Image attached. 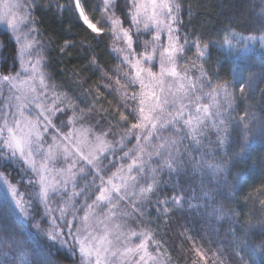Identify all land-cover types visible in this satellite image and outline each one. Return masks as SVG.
Masks as SVG:
<instances>
[{
    "label": "snow or ice",
    "instance_id": "obj_1",
    "mask_svg": "<svg viewBox=\"0 0 264 264\" xmlns=\"http://www.w3.org/2000/svg\"><path fill=\"white\" fill-rule=\"evenodd\" d=\"M73 2L92 32L99 35L104 31L97 27L99 21L93 23L85 14L80 0ZM103 4L113 40L124 45H114L113 50L128 69L124 84L120 78L115 81L124 101L119 123L126 125L115 142L108 139L111 128L97 132L81 123L92 113L95 102L87 109L79 108L67 93L57 92L55 85L49 87L44 57L37 47L36 0H0V22L6 24L16 45L13 63L0 71V96L5 89L9 92L0 103V248L4 249L0 264H60L57 257L61 249L70 258L78 257L79 264H171L167 249L156 239L150 222L143 219L160 183L159 173L164 169L170 174L178 172L184 164L183 142L189 140L199 146L210 128L220 144L230 139L233 126L241 135H248L250 114L245 111L238 118L234 116L232 83L214 84L204 68L211 55L209 49L216 42L193 40L195 59H185L189 38L186 33L181 35L178 27L183 23L179 0H125L130 27H124V20L115 14V0H103ZM259 15L264 21V7ZM258 31V35H243L227 29L219 46L228 56L246 59L250 42L264 48V23ZM141 32L151 34L142 45L137 43ZM4 47L0 41V68L8 59ZM16 63L20 69L13 72ZM197 65L199 75L195 73ZM252 82L250 74L249 90ZM136 85L138 89L129 94L127 87ZM245 91L246 85L240 83L242 96ZM132 139L135 145L127 148ZM118 152H122L119 167L108 159ZM208 167L214 174L222 170L217 163ZM10 168L18 177L15 182ZM81 180L84 185L77 190ZM21 184L28 186L27 192L20 190ZM55 196L61 197L58 209L50 203ZM80 197L83 203L77 207ZM156 204L158 213L159 205H164L163 213L167 214L168 204L182 207L184 198L173 196ZM260 204L264 207V199ZM100 208L103 215L97 212ZM217 211L223 215V209ZM45 219L47 227H42ZM129 221L143 226L137 230ZM26 226L30 231H25ZM254 227L248 223V238L254 235ZM259 228L264 234V221ZM41 236L49 243H41ZM195 253L204 264H225L219 250L211 253L212 259L202 248H196ZM239 259L247 264L243 255Z\"/></svg>",
    "mask_w": 264,
    "mask_h": 264
},
{
    "label": "trees",
    "instance_id": "obj_2",
    "mask_svg": "<svg viewBox=\"0 0 264 264\" xmlns=\"http://www.w3.org/2000/svg\"><path fill=\"white\" fill-rule=\"evenodd\" d=\"M179 2L183 23L178 27L181 35L186 33L189 38L185 59H195L193 40L198 39L201 43L215 41L216 46L210 47L211 55L204 61V68L214 84L232 83L236 98L234 116L238 118L247 111L251 122L247 136L241 135L234 126L230 127V139L223 144L217 142V134L211 128L199 146L185 140L182 145V150H186L183 166L174 174L167 169L159 173L160 183L145 208L143 219L146 223L150 222L148 226L154 230L156 239L167 249L171 264H193L194 259L196 264H204L196 256V248L207 252L209 259H212V252L219 250L225 264H241L239 255H243L247 264H262L264 234H261L259 223L264 221V207L260 204V200L264 199V195L260 194L264 191V79L261 78L264 77V48L255 43L248 51V58L237 60L228 56L219 45L227 29L243 35H258L259 26L264 23L259 15L264 5L261 0ZM80 3L89 19L93 23L99 21L97 27L104 31L99 35L92 32L80 19L73 0H36L34 17L40 41L37 47L44 57L49 87L55 85L57 92L67 93L79 108L87 109L95 102L92 113L81 123L85 127L92 126L97 132L102 128H111L108 139L115 142L126 129V125L119 123V111L124 110V101L115 81L120 78L121 84H124V73L128 69L113 50L117 44L109 31L110 24L105 23L103 0H80ZM114 10L124 20V27H130L125 16V0H115ZM146 38L140 34L138 41L134 36V41L141 44ZM0 41L6 44L3 54L8 57L0 68L4 71L13 63L16 45L9 34L1 30ZM65 41L70 46L65 47ZM11 70L18 71L19 63ZM195 73L199 75L198 65ZM250 74L253 82L249 90L247 82ZM240 83L246 85L243 96L239 92ZM137 89L138 85L127 87L129 94ZM127 103L133 105L131 100ZM252 116L255 118L252 119ZM134 145L135 140L132 139L127 148ZM120 155L122 152L108 159L115 160L119 167L122 162ZM107 163V160L104 161L105 165ZM209 163L220 164L222 170L214 174L208 167ZM153 166H156L155 160ZM9 170L13 171L12 181L15 182L18 179L15 170ZM88 180H91L90 176ZM19 187L21 191H28L26 184ZM173 196H183L184 205L176 207L168 204L167 214L163 213L164 205H159L161 211L158 213L156 201L171 200ZM30 198L26 196V199ZM219 209H223L222 216L217 211ZM40 211L43 212L41 207ZM35 219L38 220L39 216ZM249 222L255 226L254 235L250 238L247 237ZM130 224L138 229L143 226L133 221ZM42 227H47L46 219ZM25 231H30L27 226ZM41 243L49 242L41 236ZM57 259L60 264H79L78 257L70 258L63 249Z\"/></svg>",
    "mask_w": 264,
    "mask_h": 264
},
{
    "label": "rangeland",
    "instance_id": "obj_3",
    "mask_svg": "<svg viewBox=\"0 0 264 264\" xmlns=\"http://www.w3.org/2000/svg\"><path fill=\"white\" fill-rule=\"evenodd\" d=\"M103 9H104V4H103ZM77 13H78V11H77ZM78 15H79V13H78ZM80 17V16H79ZM81 19V18H80ZM82 20V19H81ZM83 22V21H82ZM87 26V25H86ZM0 30L1 31H4V32H7L8 34H9V36H10V30L7 28V26H6V24L5 23H3V22H0ZM91 30V29H90ZM140 34H142V35H144L145 37L147 36V40L148 39H151V34H148V33H143V32H141ZM135 36V35H134ZM162 40L163 41H165L166 42V35H164V34H162ZM12 40V39H11ZM13 41V40H12ZM14 42V41H13ZM141 43V45H142V43H143V41H141L140 42ZM258 43V42H257ZM116 46L117 47H124V45H123V43L122 42H120V41H116ZM254 45H255V43H249V51L254 47ZM116 53V52H115ZM117 55H118V57L121 59V55L120 54H118V53H116ZM19 69H20V65H19ZM197 74V73H196ZM198 75V74H197ZM9 95V92L7 91V89H5V91L3 92V95L2 96H0V103H3V99H4V97H7ZM37 159H39V158H37ZM80 183H83L82 182V180L81 181H78V188H77V190H79V188L80 187H83V185H84V183L81 185ZM69 192H71V186H69ZM64 199H66L67 197L65 196V197H63ZM93 199H94V197H93ZM60 202H61V197H59V196H55V197H53L52 198V200L50 201V203H51V206H52V208L53 209H58L59 208V206H60ZM89 203L91 202V200H89L88 201ZM83 203V197H80L78 200H77V207H80V205ZM124 205H123V202H122V207H123ZM41 208H42V210H43V206H40ZM97 212H98V214H100V215H103V212H104V209L103 208H100V209H97ZM55 214L56 215H58L59 213H58V211H56L55 212ZM83 214V212L81 211L80 212V215H82ZM38 220H40V217H39V219ZM46 223H47V220H46ZM129 223H130V221H129ZM132 227H134V228H136L134 225H131ZM137 230H139L138 228H136Z\"/></svg>",
    "mask_w": 264,
    "mask_h": 264
}]
</instances>
